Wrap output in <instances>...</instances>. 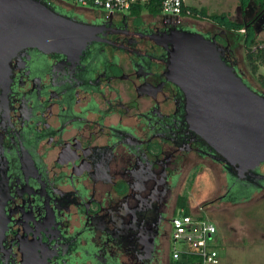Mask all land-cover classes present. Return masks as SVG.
<instances>
[{
    "label": "flooded vegetation",
    "instance_id": "obj_1",
    "mask_svg": "<svg viewBox=\"0 0 264 264\" xmlns=\"http://www.w3.org/2000/svg\"><path fill=\"white\" fill-rule=\"evenodd\" d=\"M42 2L88 26L91 40L77 55L28 48L10 62L0 264H174L172 220L192 204L190 184L212 185L213 215L264 197V163L238 179L190 128L185 95L167 77L173 31L214 38L239 74L224 25ZM239 2L235 17L213 16L243 27L231 33L263 32L264 0Z\"/></svg>",
    "mask_w": 264,
    "mask_h": 264
},
{
    "label": "water",
    "instance_id": "obj_2",
    "mask_svg": "<svg viewBox=\"0 0 264 264\" xmlns=\"http://www.w3.org/2000/svg\"><path fill=\"white\" fill-rule=\"evenodd\" d=\"M90 31L42 0H0V90L8 89L9 65L20 51L77 55L91 40ZM168 41L167 77L185 95L190 128L243 180L264 163V93L252 89L224 60L214 38L173 31ZM4 170L0 159V235L5 228Z\"/></svg>",
    "mask_w": 264,
    "mask_h": 264
},
{
    "label": "rangeland",
    "instance_id": "obj_3",
    "mask_svg": "<svg viewBox=\"0 0 264 264\" xmlns=\"http://www.w3.org/2000/svg\"><path fill=\"white\" fill-rule=\"evenodd\" d=\"M51 1L60 7L72 10L74 13L99 14L97 9L75 5L69 0ZM186 3L190 8L207 12L208 19L190 17L194 22L200 21V27L210 25L209 18L213 15L228 14L235 17L240 4L239 0H187ZM236 35H241V33L234 32L232 37H236ZM263 40L264 31L259 32V43H262ZM242 53H244V50L240 48L238 53L240 61ZM261 74L264 75V68H261ZM205 179H201V183ZM204 184H200L198 189L195 183L188 186L187 191H191L189 194L194 192L191 198L192 204L190 205L192 208L203 205L208 209L211 206L207 202V194L212 185L209 183ZM219 208L222 211L216 212L214 215L211 212L212 208H209L207 216L219 229V234L215 237L213 246L218 249L222 263L264 264V197L241 207H229L226 210L223 206Z\"/></svg>",
    "mask_w": 264,
    "mask_h": 264
},
{
    "label": "built area",
    "instance_id": "obj_4",
    "mask_svg": "<svg viewBox=\"0 0 264 264\" xmlns=\"http://www.w3.org/2000/svg\"><path fill=\"white\" fill-rule=\"evenodd\" d=\"M75 5L97 9L110 15L131 13L135 6L148 0H69ZM187 0H162L161 15L182 17ZM190 11H188V14ZM263 46V45H262ZM208 209L203 205L180 208L172 220V260L178 261L183 255L196 257V264H223L219 251L213 246L219 234L218 226L208 218Z\"/></svg>",
    "mask_w": 264,
    "mask_h": 264
},
{
    "label": "trees",
    "instance_id": "obj_5",
    "mask_svg": "<svg viewBox=\"0 0 264 264\" xmlns=\"http://www.w3.org/2000/svg\"><path fill=\"white\" fill-rule=\"evenodd\" d=\"M240 1L241 5H246L245 2H249L250 0ZM252 1L253 4H256L257 2L258 4L260 3V0ZM161 3L162 0H148L142 5L135 6L131 13L140 14L141 12H147L153 15H160ZM188 11H190L189 14ZM184 16L208 18L205 10L198 11L197 9L190 7L184 8ZM210 18L218 21L221 25L226 27L225 29L228 33L225 34V36L231 43V50L233 54L236 53L238 56L239 49L241 48L244 50L241 61L239 60L240 67L237 69L244 81L255 91L264 93V76L260 74V69L264 68V40L262 43H259V33L254 31L253 28L249 26L247 27L245 33L232 37L233 33L229 32V30L242 29L243 27L241 25L229 21L223 22L217 16H211ZM256 19V17H253V19H251L252 23H254ZM181 207L187 206L183 203ZM174 264H196V257L183 255L178 261H174Z\"/></svg>",
    "mask_w": 264,
    "mask_h": 264
},
{
    "label": "crops",
    "instance_id": "obj_6",
    "mask_svg": "<svg viewBox=\"0 0 264 264\" xmlns=\"http://www.w3.org/2000/svg\"><path fill=\"white\" fill-rule=\"evenodd\" d=\"M260 74H261V69H260ZM263 75V74H262ZM264 76V75H263Z\"/></svg>",
    "mask_w": 264,
    "mask_h": 264
}]
</instances>
